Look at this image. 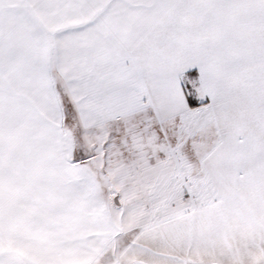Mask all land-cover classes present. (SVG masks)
<instances>
[{
	"label": "snow or ice",
	"instance_id": "1",
	"mask_svg": "<svg viewBox=\"0 0 264 264\" xmlns=\"http://www.w3.org/2000/svg\"><path fill=\"white\" fill-rule=\"evenodd\" d=\"M0 264H264V0H0Z\"/></svg>",
	"mask_w": 264,
	"mask_h": 264
}]
</instances>
